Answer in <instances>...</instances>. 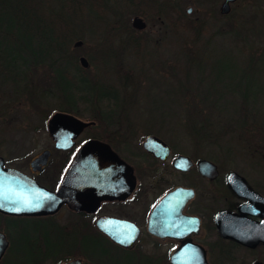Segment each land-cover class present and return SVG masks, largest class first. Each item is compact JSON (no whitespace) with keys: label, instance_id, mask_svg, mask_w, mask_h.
<instances>
[{"label":"rangeland","instance_id":"rangeland-1","mask_svg":"<svg viewBox=\"0 0 264 264\" xmlns=\"http://www.w3.org/2000/svg\"><path fill=\"white\" fill-rule=\"evenodd\" d=\"M39 1L46 17L62 12L59 0ZM78 1L87 4L81 15L58 22L71 40L58 57H71L70 65H79V73H85L95 87L118 92V101L110 103L116 107L111 120L103 116L110 110L104 98L99 102L96 97L92 104L63 98L53 84L54 70L42 62L27 72V81H0V155L10 166L31 173L30 160L51 149L46 169L35 175L55 188L85 140H109L136 166L139 186L145 190L140 202L137 199L124 208V215L144 232L134 250L147 257H137L135 264H171L170 242L164 244L146 231V216L151 202L168 188L167 183L157 190L153 187L157 176L162 181L177 175L169 174V161L152 158L144 141L148 135L157 136L173 152L209 159L221 173L231 169L264 189V0H235L227 14L220 11L224 0ZM17 14L18 24L24 23L21 12ZM138 14L146 21L145 28L132 25ZM4 35L3 28V44ZM78 40H82L79 45ZM60 59L55 63L66 65ZM67 75L72 76L69 71ZM62 125L64 132L74 133L70 150L56 147L53 131L64 135L59 133ZM27 218L46 219L66 232L98 234L91 217L66 206L50 217ZM25 223L11 230L12 237L5 217H0V228L11 245L13 239L22 244V232L26 235L24 249L8 254L10 264H15L17 253L28 254L30 243L40 241L32 223ZM207 225L203 242L210 264L264 262V245L248 248L223 237L214 245L218 235ZM111 251L124 259L116 248ZM77 257L84 264H94L80 251L67 259Z\"/></svg>","mask_w":264,"mask_h":264},{"label":"water","instance_id":"water-1","mask_svg":"<svg viewBox=\"0 0 264 264\" xmlns=\"http://www.w3.org/2000/svg\"><path fill=\"white\" fill-rule=\"evenodd\" d=\"M234 1L224 0L221 12L228 13L231 9L230 3ZM133 26L145 28L146 22L141 16H135ZM81 43V40L76 42L77 45ZM81 61L84 66H88L86 57H82ZM144 147L156 155L163 156L168 152V145L155 136H148L144 141ZM49 154L50 150L43 151L40 157L32 161V165L39 167V163H46ZM181 158L178 164L184 165V168L189 167L192 162L190 158L186 155H184V160ZM198 165L200 171L210 177L215 176L218 171L217 165L208 159H200ZM128 170L129 165L118 156L108 142L92 138L81 146L59 187L52 190L18 168L4 167V159L0 155V210L13 215L53 214L64 203H67L71 208H88L93 211L103 199L128 195L131 188H126L123 193L117 190L120 184L126 186L129 182ZM118 171H120L119 174ZM229 180L238 190L240 187L237 180L245 182L244 178L234 171L230 174ZM132 185L133 183L131 187ZM187 191L176 189L159 202L149 217L148 231L150 233L163 237L184 236V225L178 223L184 204V193ZM188 195L192 194H187V197ZM262 200L264 201V197ZM256 206L257 204L253 202L251 205H246L245 209L260 215L261 220L259 221L248 218L246 213L242 215L231 212L218 213L216 219L221 236L234 238L249 247L264 243V204L258 207V210H254ZM96 225L99 229L106 231L114 242L121 245H129L140 236V228L132 221L100 217ZM9 244L10 240L7 235L0 231V260ZM170 262L171 264H210L205 248L190 242L179 245L171 253ZM63 264H84V262L81 257H77ZM252 264H264V262L259 260Z\"/></svg>","mask_w":264,"mask_h":264},{"label":"trees","instance_id":"trees-1","mask_svg":"<svg viewBox=\"0 0 264 264\" xmlns=\"http://www.w3.org/2000/svg\"><path fill=\"white\" fill-rule=\"evenodd\" d=\"M107 1L108 3L121 4L125 0ZM59 2L62 12L58 15L50 13L46 17L38 8L39 0H0V32L3 28L5 29L3 37L5 44L2 43V40L0 41V81L20 84L28 80L27 72L31 68L36 64L45 62L51 70H54L53 84L57 85L56 88L63 98H66L69 103L87 102L90 104L93 103L92 99L96 97H98L97 101L99 102L101 98H104L108 101L107 107L110 110L105 112L103 116L111 120L116 107L111 106L110 103L111 100L118 101V92L112 89H102L99 86L95 87L89 82V78L84 76L85 73H79L81 71L79 65H70L73 64L71 57H65L68 58L66 60L58 57L60 51L65 50L64 48L68 47L71 42L69 34L67 35L65 28L59 27L58 22L81 15L87 4L85 1L80 3L77 0H59ZM19 12L24 18V23L21 24H18L20 14L17 13ZM51 55L52 57H50ZM57 58H61L60 61L64 60L66 65H57L55 63ZM73 67L74 71L72 70ZM68 71L72 76L67 75ZM18 73L21 74L19 78L15 76ZM62 107L60 106V108ZM26 221L32 223L30 226H33L41 238L38 242L34 240L30 243V250L25 256L20 253L15 254V264H45L46 262L59 264L78 251L85 254L94 264H135L137 257H147L136 253L135 250L114 247L100 233H68L55 223L41 218H11L7 223L8 232L11 234V230H15L17 227L27 226ZM25 238L26 235L22 232V244H16L14 239L12 240L11 248L7 252V256L4 257L2 264H10L9 253L24 249ZM112 247L121 252L124 259L118 252L113 255L111 253ZM90 264L92 263L90 262Z\"/></svg>","mask_w":264,"mask_h":264},{"label":"flooded vegetation","instance_id":"flooded-vegetation-1","mask_svg":"<svg viewBox=\"0 0 264 264\" xmlns=\"http://www.w3.org/2000/svg\"><path fill=\"white\" fill-rule=\"evenodd\" d=\"M231 11V9H230ZM230 11L228 13H230ZM136 16H140L139 14ZM64 126H61V131L59 133H62L64 135H60V137L57 135L58 133L53 131V134L56 138V147L62 148L64 150H70L74 141L71 140L74 136L73 132H64ZM152 135V134H151ZM150 136V135H148ZM157 137V136H155ZM158 138V137H157ZM66 139H68L66 141ZM85 140L77 150L73 153L72 157L69 159V163L67 167L65 168V171L63 175H61V178L58 179L57 186L55 188L51 189H57L62 181V178L67 171L68 167L70 166L71 162L75 158L77 152L81 148V146L88 141ZM108 142L112 149L118 154V156L124 160L129 165L128 170V179L129 182L126 186H122L120 184L117 187V190H119L120 193H123L124 190L126 191V188H131L130 192L125 197H112L101 200L97 208L93 211L88 210V208H82V209H76L71 208L67 203H64L61 208L57 211L59 212L64 206L69 208L71 211H74L76 213H80L81 215L85 216L88 215L92 219V223L95 225L97 232L103 235L107 240L113 244L114 247H119L122 249L127 250H134V247L138 244L137 241L141 239L142 235L144 234L143 229L141 226H139V223H137L135 220L131 219L130 217L124 215V208L125 204H131L132 202H135L137 199L139 200L141 196L144 194V191H141V187L139 186V172L136 170V166L129 162L124 156H122L119 151L113 146L109 140H104ZM65 143V144H64ZM168 145V152L165 155H156L153 152L146 150L151 153L152 158L160 161H169L171 163L172 171L169 172L171 175H177V177H169L168 179H163L160 181V177L157 176L156 181L157 184L153 185V187L157 190L159 189L163 184L167 183L168 188L164 190L159 196L157 195L153 202H151L148 214H147V223H146V231H148V223H149V217L151 212L155 209V207L159 204V202L169 193L173 192L176 189L181 190H188L184 193V204L182 207V211L180 212L181 217L179 218V223L181 225H184V236L183 237H172V236H158L155 234L150 233V235L155 238L159 239L164 244L169 243L171 245L170 247V253H169V261H170V255L171 253L182 243L188 244L193 243L197 245H201L206 249V246L204 245V240L206 236V228L205 225L211 230H216V233L218 235V240L214 245L220 244V239L222 238L221 234L219 233L218 229V223H217V215L220 212H231L235 213L237 215H242V213H246V216L252 220H261L260 215L257 213H251L245 209L246 205H251L253 202L257 204V206L254 208V210H258V207L260 208L264 201L262 200V197H264V189L260 186H257L256 184H251V182L248 181V178L246 176H241L244 178V181L237 180V184L239 185L240 189H236L229 180V176L232 173V170H227L223 173L219 169L216 172V175L213 177H210L209 175H205L202 173L199 169L198 161L201 158H193L191 155L185 154L184 152L175 151L173 152V148L171 145ZM49 149H43L40 153L36 154L29 162L31 173H28L30 176L36 178L35 174H38L39 172H44L47 165L49 164L52 150L50 149V154L48 156V159L46 163H39V167H35V165H32V161L38 157L39 155ZM184 155L188 156L190 160L192 161L190 166L187 168H184V165L178 164L180 162V158L184 160ZM3 157V156H2ZM4 159V167H14L10 166L6 163V159ZM182 160V161H183ZM120 171H118L119 174ZM27 173V172H26ZM191 180V181H189ZM39 181V180H38ZM184 182H187V184H183ZM205 182V183H204ZM42 185H45L44 183L40 182ZM120 183V182H119ZM131 183H133L131 187ZM247 185H244V184ZM47 186V185H45ZM48 187V186H47ZM251 189H249V188ZM50 188V187H49ZM255 191V192H254ZM252 192V193H251ZM258 193V194H257ZM187 194H192L188 195ZM248 194V195H247ZM262 196V197H261ZM201 197L204 198V200H201ZM140 202V200H139ZM243 209V211H242ZM57 212L53 214L48 213H40V214H24V215H13L8 214L0 210V217H5V222H9L12 217H29L33 215H39V216H52L56 214ZM103 217L104 219H110V220H128L134 222L139 228H140V236L139 238L129 244V245H121L119 243L114 242L109 236L106 231H103L99 229L96 225V221L98 218ZM0 231L5 233V230L0 228ZM71 233V232H68ZM7 234V232L5 233ZM231 241L232 243H236L237 245L245 246L248 248H257L260 245H264V243H259L256 247H249L247 245H244L238 241H236L234 238L231 237H223V239H226ZM11 245V241H10ZM9 245V247H10ZM219 246V245H218ZM8 247V248H9ZM8 251V249H7ZM3 261V258L0 260V262ZM171 263V262H170Z\"/></svg>","mask_w":264,"mask_h":264},{"label":"snow or ice","instance_id":"snow-or-ice-1","mask_svg":"<svg viewBox=\"0 0 264 264\" xmlns=\"http://www.w3.org/2000/svg\"><path fill=\"white\" fill-rule=\"evenodd\" d=\"M15 210L19 211L20 209H15ZM121 242L123 243L124 241H121Z\"/></svg>","mask_w":264,"mask_h":264},{"label":"bare ground","instance_id":"bare-ground-1","mask_svg":"<svg viewBox=\"0 0 264 264\" xmlns=\"http://www.w3.org/2000/svg\"><path fill=\"white\" fill-rule=\"evenodd\" d=\"M61 8V7H60Z\"/></svg>","mask_w":264,"mask_h":264}]
</instances>
